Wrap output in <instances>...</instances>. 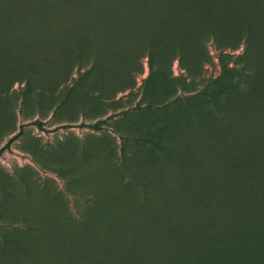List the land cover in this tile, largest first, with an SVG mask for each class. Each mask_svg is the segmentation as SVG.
<instances>
[{
  "label": "rangeland",
  "instance_id": "374dc122",
  "mask_svg": "<svg viewBox=\"0 0 264 264\" xmlns=\"http://www.w3.org/2000/svg\"><path fill=\"white\" fill-rule=\"evenodd\" d=\"M136 3L0 0V264H264V30Z\"/></svg>",
  "mask_w": 264,
  "mask_h": 264
},
{
  "label": "trees",
  "instance_id": "16d2710c",
  "mask_svg": "<svg viewBox=\"0 0 264 264\" xmlns=\"http://www.w3.org/2000/svg\"><path fill=\"white\" fill-rule=\"evenodd\" d=\"M121 1L125 0H90V8H92L91 16L94 18L93 20L101 19V21L104 22L112 21L123 23L127 19H131L133 17H136L138 19L142 18L139 14L142 10L139 9V7L137 9V5H135L136 1L127 0L129 1V3L123 4L121 3ZM140 1H151V3L153 4L152 9H155V17L160 18L161 20L175 22L179 21L184 24L196 25L200 22L203 23L211 21V18L218 15V13L227 8L229 9V13L226 12V14L223 16V19H230L233 23L235 20V16L239 14L242 15V17L250 19L251 26L253 25L255 28L257 26V29L261 28L264 30V0H137L136 4L140 5L141 8ZM46 3L50 7L52 0H46ZM102 3L108 4L111 11H113L114 13H111L108 16L105 15L103 17H96L98 15L97 7L101 6ZM54 4V9L56 12L55 19L57 18L61 20V15L63 12L62 10L67 7V5H69V0H54ZM259 13H263V15H259ZM261 17L263 18L261 19ZM251 34V31L248 32L246 37L243 39L245 44L244 51L239 56V58L247 57L249 55V50L251 49L252 44ZM255 65H253V67H250L248 70L247 75L249 78H251L250 80L259 79L262 75L260 66L257 63ZM258 66L259 68H257ZM260 84L263 83H259L255 87V84L250 82V85L246 86V88L252 92L254 88H258ZM255 105L256 104L252 103L248 104L247 108L250 110H255ZM261 106L264 108V103H261ZM102 121L103 119H97L92 122L81 121L77 125L88 127L93 130H100L104 127L101 124ZM26 124H33L39 129H44L43 122L40 119H33ZM22 127L23 124H20L19 128L6 139V141L0 147V151L5 148H9L10 144L21 135L23 130ZM258 127L259 126L257 125L256 130ZM257 132H259L260 134L262 133L258 130Z\"/></svg>",
  "mask_w": 264,
  "mask_h": 264
}]
</instances>
